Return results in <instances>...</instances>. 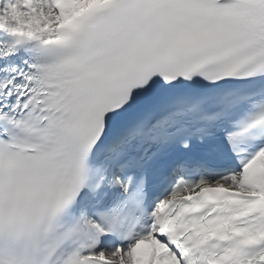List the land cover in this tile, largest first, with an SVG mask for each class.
Wrapping results in <instances>:
<instances>
[{
  "label": "snow or ice",
  "instance_id": "obj_1",
  "mask_svg": "<svg viewBox=\"0 0 264 264\" xmlns=\"http://www.w3.org/2000/svg\"><path fill=\"white\" fill-rule=\"evenodd\" d=\"M0 264H264V0H0Z\"/></svg>",
  "mask_w": 264,
  "mask_h": 264
}]
</instances>
